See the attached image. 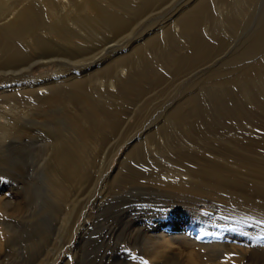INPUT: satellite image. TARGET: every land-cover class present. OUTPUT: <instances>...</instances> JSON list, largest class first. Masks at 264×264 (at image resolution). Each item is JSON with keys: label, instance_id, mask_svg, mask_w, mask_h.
<instances>
[{"label": "rangeland", "instance_id": "obj_1", "mask_svg": "<svg viewBox=\"0 0 264 264\" xmlns=\"http://www.w3.org/2000/svg\"><path fill=\"white\" fill-rule=\"evenodd\" d=\"M29 1L0 0V30ZM69 1L32 0L45 28L0 53V264H264V0ZM58 146L81 156L67 203ZM206 167L222 182L182 189Z\"/></svg>", "mask_w": 264, "mask_h": 264}, {"label": "bare ground", "instance_id": "obj_2", "mask_svg": "<svg viewBox=\"0 0 264 264\" xmlns=\"http://www.w3.org/2000/svg\"><path fill=\"white\" fill-rule=\"evenodd\" d=\"M32 1V0H31ZM31 1H29V3L27 4L26 3V5H24L21 9H19V10H17L16 12H13V13H11V14H8V15H5V16H3V18H4V20L3 21H7L6 23L4 22V26H3V29H4V31L3 30H0V53L3 55V57H2V64H1V67L4 69V68H9V67H12L13 66V64H11V63H17V62H19V61H22L21 60V58H22V56H23V54L18 50V49H14V46H11L10 45V43L7 41V39L8 38H6V37H10L12 40H14V39H27V38H29V37H32V38H36V36H37V30H39V29H44L45 28V26H42L41 25V23L39 22V20H40V16L38 17V14H37V12H35L36 10H37V8L36 7H34V5H36L35 4V2H31ZM103 1H105V0H103ZM107 1V0H106ZM114 1V0H113ZM116 1V0H115ZM118 1V0H117ZM144 1V3L146 4V5H149V4H152V3H154L155 1H159V0H143ZM102 2V1H101ZM47 4H49V3H47ZM47 4H43L42 6H44L45 8V10L44 11H46L44 14H46L47 16H50V14L53 12V11H55L56 9L55 8H52V6H50V5H47ZM113 4H114V2H113ZM1 5V4H0ZM76 6V11L78 12V15H81V13L83 12V10L84 9H90L91 10V12L92 13H94L95 14V11H97V7H96V5H95V3H93L91 0H82V2L81 3H79V5H78V7H77V5H75ZM75 6H74V4H73V2H72V5H71V2L69 1L68 3H63V5H62V7H63V9H68L67 11L68 12H66V14L68 13V15H69V11L70 10H72V8L74 9L75 8ZM61 8V7H60ZM36 9V10H35ZM42 9H43V7H42ZM41 9V10H42ZM0 10H1V8H0ZM65 11V10H64ZM86 12V11H85ZM38 13H40L39 12V10H38ZM87 13V12H86ZM71 14V13H70ZM40 15V14H39ZM67 15V16H68ZM90 15V14H89ZM98 15V14H97ZM108 15V14H107ZM45 16V15H44ZM66 16V17H67ZM70 16V15H69ZM116 17V16H115ZM65 18V17H64ZM1 20V19H0ZM119 20V19H118ZM118 20H115L114 18L113 19H111L110 21H111V23H112V26H115V27H119V28H122L123 27V23L122 22H119ZM67 21H70V20H67ZM63 23H64V21H63ZM188 26V25H187ZM125 29V28H124ZM120 30V29H119ZM122 30V29H121ZM55 32V31H54ZM4 33V34H3ZM37 33V34H36ZM31 38V39H32ZM36 42V41H35ZM34 43V42H33ZM44 43V42H43ZM38 44V43H37ZM52 54V53H51ZM1 57V56H0ZM3 66H5V67H3ZM28 69L31 71L32 70V67H28ZM124 72V71H123ZM125 75H127V73H123V76H125ZM127 77V76H126ZM127 78H129V77H127ZM130 79V78H129ZM128 80V79H127ZM131 80V79H130ZM126 83V82H125ZM132 83H133V81H132ZM78 84V83H77ZM124 84V83H123ZM79 85V84H78ZM112 86H114V85H112ZM119 86V85H118ZM79 87V86H78ZM77 87V88H78ZM125 87H127V86H125ZM118 87H116V89H117ZM120 88V87H119ZM124 88V87H123ZM81 89V88H80ZM80 92V91H79ZM121 92V91H120ZM66 96V95H65ZM77 97H78V95H77ZM77 97H75V98H77ZM79 98V97H78ZM57 99H58V97H57ZM66 99H68V98H66ZM72 99H74V98H72ZM83 99H85V98H83ZM69 100V99H68ZM75 100V99H74ZM64 101V100H63ZM66 102H67V100H65ZM71 101V100H70ZM56 102V101H55ZM58 102V101H57ZM65 102V103H66ZM73 102V101H72ZM78 103V102H77ZM57 104H59V103H57ZM63 104V103H62ZM69 104V103H68ZM72 104V103H71ZM85 104V103H84ZM77 105V104H76ZM67 106V105H66ZM65 106V107H66ZM81 106V105H80ZM77 107V106H76ZM85 110V109H84ZM88 110V109H87ZM72 111V110H71ZM21 114V113H20ZM84 114V113H83ZM83 114H81V115H83ZM85 115V114H84ZM87 115V114H86ZM89 115V114H88ZM34 117V116H33ZM13 118V117H12ZM80 118V117H79ZM78 118V119H79ZM83 119H84V117H83ZM93 119V118H92ZM66 122V121H65ZM67 122L71 125V127L72 128H69L70 130H71V136H73V137H76L77 139H78V142L77 143H79L80 145L78 146V147H75L78 151H80L81 150V146H83L84 145V147H86V141H88V142H90V140H92L93 138H94V136H93V138L92 139H90V137H88L89 138V140L87 139V133L86 132H84V131H82L81 130V128H77V124H76V122H75V119H73V118H68V120H67ZM91 122H93V121H91ZM68 124V125H69ZM95 124V123H94ZM97 124H98V122H97ZM96 125V124H95ZM83 129V128H82ZM107 129V128H106ZM115 129V128H114ZM13 130V129H12ZM84 130V129H83ZM4 131V130H3ZM114 131V130H113ZM13 132H16V131H13ZM50 132V131H49ZM98 132V131H97ZM101 132H102V130H101ZM57 133V132H56ZM99 134H100V132H98ZM117 133V132H116ZM182 133V132H181ZM9 134V132L6 130V133H5V137H7L6 135H8ZM19 134V133H18ZM89 134V133H88ZM102 134V133H101ZM192 134V133H191ZM57 135V134H56ZM90 135V134H89ZM88 135V136H89ZM108 135V134H107ZM96 136V135H95ZM103 136V135H102ZM54 137V136H53ZM57 137V136H56ZM60 137V136H59ZM97 137V136H96ZM98 138V137H97ZM14 139V138H13ZM51 139V138H50ZM57 139V138H56ZM54 140V139H53ZM98 140V139H97ZM107 140V139H106ZM18 141V140H17ZM65 141V140H64ZM94 141V140H93ZM19 142V141H18ZM21 142V141H20ZM71 142V141H70ZM69 142V145L71 144ZM96 142V141H95ZM99 142V141H98ZM60 143V142H59ZM107 143H109L108 141H107ZM53 144V143H52ZM56 144V143H55ZM63 144V143H62ZM88 144V143H87ZM93 144V143H92ZM185 144V143H184ZM68 145V146H69ZM75 145V144H74ZM73 146V145H72ZM87 146H89V145H87ZM93 146V145H92ZM10 147V146H9ZM50 148V147H49ZM74 148V149H75ZM129 148V147H128ZM48 149V148H47ZM51 149V148H50ZM54 149V148H53ZM52 149V150H53ZM56 150L54 151V152H51L52 153V159L51 160H49V169L47 170L49 173H50V177H49V180L51 181V188H52V191L54 192V194L56 193V197H57V199H60L61 201H65L66 203L68 202V196L66 195V191H67V189L66 188H71V184H69V183H66L65 184V179L67 180L68 178L69 179H72L73 181H75L76 179H78V181H79V179H81L80 178V176H79V174H80V171H79V157L81 158V156H79L78 154H73L71 151H68V150H66L65 148H63V147H56L55 148ZM71 149H73L72 147H71ZM96 149V148H95ZM10 150V149H9ZM41 150V149H40ZM84 150V149H83ZM83 150L81 151L82 152V154L84 153L83 152ZM134 150V149H133ZM139 150V149H138ZM137 150V151H138ZM10 151H12V150H10ZM47 151V150H46ZM45 151V152H46ZM49 151V150H48ZM51 151V150H50ZM136 151V152H137ZM88 151L86 150V154H88L87 153ZM131 152V151H130ZM15 153V152H14ZM44 153V152H43ZM49 153V152H48ZM92 154V153H91ZM135 155V154H134ZM137 155V154H136ZM45 156V155H44ZM83 156V155H82ZM131 156V155H130ZM132 156H133V154H132ZM132 156H131V158L130 159H132ZM138 156V155H137ZM17 158V157H16ZM50 158H51V156H50ZM133 158H135V157H133ZM21 160V159H20ZM212 160H214V159H212ZM17 161V160H16ZM50 161H52V162H50ZM129 161V160H128ZM127 161V162H128ZM195 161V160H194ZM118 162V161H117ZM137 162V161H136ZM176 162H178V160L176 161ZM5 163V162H4ZM124 163V162H123ZM122 163V164H123ZM42 164V163H41ZM125 164V163H124ZM123 164V165H124ZM183 164V163H182ZM181 164V165H182ZM16 165V164H15ZM19 165V164H18ZM101 165H102V163H101ZM126 165H127V163H126ZM216 165V164H215ZM12 166V165H11ZM47 166V165H46ZM183 166V165H182ZM104 167V166H103ZM132 167V166H131ZM125 168V167H124ZM5 169V168H4ZM119 169V168H118ZM117 169V170H118ZM121 169V168H120ZM192 169V168H191ZM191 169H187V172H185V173H183V175L185 176V177H188V179L186 180V181H184L183 179H182V182H180L181 184H182V189H186L187 191H192L191 190V188H187V186L186 185H188V187L190 186V184H193V183H191V181H196L197 179V181H196V183L195 184H193V185H200V186H203V185H207V186H212V185H217L218 183V181H220V180H223L222 179V173H224L221 169H218V168H215V169H209L208 167H206V168H204L203 170H202V172L204 173V175H205V178L203 177V176H200V175H197L196 173H193L192 172V170ZM195 169V168H194ZM200 169V168H199ZM95 170V169H94ZM129 171H130V169H128ZM131 170H133V169H131ZM177 170V169H176ZM252 170V169H251ZM250 170V171H251ZM108 171V170H107ZM119 171V170H118ZM254 170H252V172H253ZM257 171V170H256ZM98 172V171H97ZM134 172V171H133ZM201 172V173H202ZM94 173V172H93ZM254 173H255V171H254ZM95 175H97L96 173H94ZM178 174V173H177ZM182 174V173H181ZM94 175V178H93V180L95 179V176ZM106 176H107V173L105 174ZM170 175V174H169ZM75 176V177H74ZM117 176V175H116ZM174 176V175H173ZM176 176V175H175ZM214 176L217 178V182L214 180ZM14 177V176H13ZM19 177V176H18ZM81 177H82V175H81ZM91 177H93L92 175H91ZM108 177V176H107ZM131 177V176H130ZM84 178H85V176H84ZM135 178V177H134ZM184 178V177H183ZM197 178V179H196ZM92 179V178H91ZM142 179V178H141ZM173 179H175V178H173ZM90 179H88V181H89ZM92 180V181H93ZM100 180V179H99ZM131 180V179H130ZM83 181V179H81L79 182L81 183ZM114 181V180H113ZM71 182V181H70ZM103 182V181H102ZM101 182V183H102ZM112 182V181H111ZM130 182H132V181H130ZM220 182H222V181H220ZM76 183V184H75ZM75 186H77V182L75 181ZM80 183H78L79 185H80ZM88 183V182H87ZM226 183V182H225ZM256 183V182H255ZM69 186H68V185ZM91 184V183H90ZM96 184V183H95ZM66 185L68 186V187H66ZM91 185H94V183L93 184H91ZM170 185V184H169ZM183 185L184 186H186V187H184L183 188ZM260 185V184H259ZM74 186V185H73ZM74 186V187H75ZM87 186H89L90 187V185L88 184ZM96 187V186H95ZM170 187V186H169ZM224 187H226L227 189H230V190H232L231 188H232V186H228L227 184H225L224 185ZM237 187V186H236ZM69 188H68V190H69ZM103 188V187H102ZM181 188V187H180ZM75 189H76V187H75ZM90 189V188H89ZM71 190V189H70ZM86 190H88V189H86ZM85 190V191H86ZM91 190V189H90ZM94 190V189H93ZM199 188L197 189V188H195V192H199ZM217 190V189H216ZM71 191H73V190H71ZM112 191V190H111ZM224 191H227L226 189H224ZM52 192V193H53ZM76 192V191H75ZM84 194V193H83ZM97 194V193H96ZM111 194V193H110ZM85 195V194H84ZM88 195H90V194H88ZM92 195H94V194H92ZM70 196V195H69ZM114 196V195H113ZM54 197V196H53ZM71 197V196H70ZM109 197V196H108ZM101 198V197H100ZM82 199V198H81ZM86 199V198H85ZM104 199V198H103ZM107 199V198H106ZM236 199V198H235ZM257 199V198H256ZM74 201V200H73ZM77 201V200H76ZM82 201V200H81ZM92 201V200H91ZM255 201H258V200H255ZM79 202H80V200H79ZM96 202V201H95ZM98 202V201H97ZM97 202H96V204H97ZM100 202V201H99ZM244 203H247V204H249L250 205V202L251 203H254L255 204V202H254V199L253 198H250V200L249 201H247V200H245V201H243ZM92 203H94V202H92ZM57 204V203H56ZM71 204V203H70ZM95 204V205H96ZM210 205V204H209ZM51 206V205H50ZM54 206V205H53ZM64 206V205H63ZM7 207V206H6ZM8 208H9V206H8ZM8 208H5V209H8ZM12 208H14V207H12ZM22 208V207H21ZM23 209H25V207L23 208ZM50 209V208H49ZM66 209H68V208H66ZM12 210H14V209H12ZM10 211H11V209H10ZM89 211V210H88ZM19 212V211H18ZM261 212V211H260ZM58 213V212H57ZM67 213V212H66ZM69 214V213H68ZM70 215V214H69ZM82 215V214H81ZM72 216V215H71ZM65 218H66V216H64ZM74 217V216H73ZM54 222H56V221H54ZM63 222L65 223L66 222V220H63ZM77 222V221H76ZM67 223V222H66ZM65 223V224H66ZM53 224V223H52ZM55 225V224H54ZM128 227V226H127ZM64 228H67L66 226H64ZM120 229V228H119ZM123 229V228H122ZM125 229V228H124ZM111 230H112V228H111ZM126 230V229H125ZM130 229H128V231H129ZM122 231H124V230H122ZM53 232V231H52ZM72 232V231H71ZM126 232V231H125ZM117 233V232H116ZM128 233V232H127ZM133 233V232H132ZM137 233V232H136ZM119 234H121V233H119ZM130 235H132L131 233H130ZM122 236V235H121ZM120 235H119V237L120 238H124V237H121ZM125 236H127V235H125ZM143 236V235H142ZM137 237V236H136ZM147 237V236H146ZM147 239H150L149 237L147 238ZM153 239V238H152ZM151 240V239H150ZM161 240H164V239H161ZM161 240H157L158 242H162ZM45 241V240H44ZM152 241V240H151ZM156 241V240H155ZM157 242V243H158ZM166 242H168V241H166L165 240V243ZM42 243V242H41ZM40 243V244H41ZM116 243V242H115ZM139 243V242H138ZM149 243V242H148ZM147 243V244H148ZM164 243V244H165ZM73 244V243H72ZM140 244V243H139ZM158 244H161V243H158ZM81 245V244H80ZM116 245V244H115ZM145 245V244H144ZM154 245L155 244H153L152 246L154 247ZM85 246V245H84ZM148 246H150L149 244L146 246V247H148ZM136 247H138V245L136 246ZM151 247V246H150ZM46 248V247H45ZM85 248V247H84ZM169 248V247H168ZM82 249V248H81ZM173 249V248H172ZM172 249H171V251H172ZM33 250V249H32ZM83 251V250H82ZM170 251V252H171ZM244 251V250H243ZM75 252V251H74ZM168 252H169V250H168ZM173 252V251H172ZM174 252H175V250H174ZM230 252V251H229ZM247 252V251H246ZM245 252V253H246ZM3 253V252H2ZM2 253H1V256H2ZM226 253V252H225ZM242 253V252H241ZM228 254V253H227ZM243 254V253H242ZM31 255V254H30ZM45 255H47V254H45ZM85 255V254H84ZM232 254L230 253L229 254V258H231L232 256H231ZM253 255V254H252ZM0 256V257H1ZM249 256H250V254H249ZM12 257V256H11ZM27 257V256H26ZM49 257V256H48ZM218 257V256H217ZM255 257V256H254ZM4 258V257H3ZM9 258V257H8ZM14 258V257H13ZM39 258V257H38ZM81 258V257H80ZM221 258H225V256H221ZM236 258H239V257H236ZM251 258V257H250ZM12 259V258H11ZM43 259V258H42ZM218 259V258H217ZM216 259V260H217ZM232 259V258H231ZM7 260V259H6ZM49 260V259H48ZM84 260V259H83ZM253 260V259H252ZM39 261V260H38ZM53 261V260H52ZM91 261V260H90ZM196 261V260H195ZM258 261V260H257ZM13 262V261H12ZM16 262V260L13 262V263H15ZM47 262V261H46ZM71 262V261H70ZM219 262V261H218ZM217 262V263H218ZM2 263V262H1ZM17 263V262H16ZM220 263V262H219ZM18 264V263H17ZM36 264V263H35ZM45 264V263H44ZM67 264V263H66ZM88 264V263H87ZM190 264V263H189Z\"/></svg>", "mask_w": 264, "mask_h": 264}]
</instances>
